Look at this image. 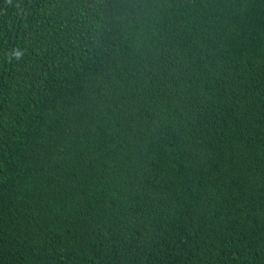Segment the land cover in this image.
I'll return each instance as SVG.
<instances>
[{
    "label": "trees",
    "instance_id": "obj_1",
    "mask_svg": "<svg viewBox=\"0 0 264 264\" xmlns=\"http://www.w3.org/2000/svg\"><path fill=\"white\" fill-rule=\"evenodd\" d=\"M0 264H264V0H0Z\"/></svg>",
    "mask_w": 264,
    "mask_h": 264
}]
</instances>
